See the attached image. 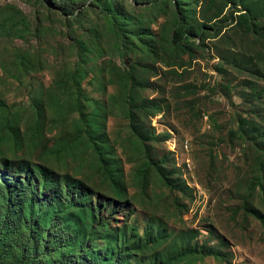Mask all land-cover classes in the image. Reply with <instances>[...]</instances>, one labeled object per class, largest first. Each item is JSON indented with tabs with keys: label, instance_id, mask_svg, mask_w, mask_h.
I'll use <instances>...</instances> for the list:
<instances>
[{
	"label": "rangeland",
	"instance_id": "rangeland-1",
	"mask_svg": "<svg viewBox=\"0 0 264 264\" xmlns=\"http://www.w3.org/2000/svg\"><path fill=\"white\" fill-rule=\"evenodd\" d=\"M239 1L120 0L123 59L94 0H0V194L46 235L27 186L73 196L56 264H264V0Z\"/></svg>",
	"mask_w": 264,
	"mask_h": 264
},
{
	"label": "trees",
	"instance_id": "trees-1",
	"mask_svg": "<svg viewBox=\"0 0 264 264\" xmlns=\"http://www.w3.org/2000/svg\"><path fill=\"white\" fill-rule=\"evenodd\" d=\"M29 2H38L41 3L43 0H26ZM98 3V8L100 13L107 18H111V29L116 37L115 47L112 49L118 54L120 58H127L133 52L131 44L134 41V33L130 30H127L125 27L119 25L117 17L119 16V10L116 7L120 0H106L104 2H99V0H94ZM240 2L239 0H236ZM165 11V10H164ZM247 16V12L239 15L237 21L238 24ZM219 17V16H218ZM77 19V18H76ZM76 21H80L78 25L82 27L83 23L81 18H78ZM177 37L172 44L177 42ZM257 134L256 129L252 126H249L248 120L246 118H241L240 126L237 129L231 131V137L234 140L245 139L248 137H253ZM258 135V134H257ZM264 166H262L263 168ZM264 177L262 173L258 174L256 179L252 182V191H258V195L264 193L263 189ZM47 181L44 178V185ZM31 191V198L29 200V213H38L39 215H49L52 218L50 224V230L47 235L44 233V226L39 223H34L25 228L22 225L16 224V217L12 216L13 210L17 208L12 201L13 197H16L23 194L19 189H12L11 192L7 195L0 194V205H8L6 210L0 211V264H36L34 260L33 253L42 251L44 258L43 262L46 264H56L54 261V255L59 254L60 252H67L70 245H75L79 243V238L72 237L71 234L62 226V214L67 210L76 208L77 204L74 201L72 195L64 193L58 196H53L50 200L46 198H39L38 189L27 186V192ZM24 192V191H22ZM76 192H74V195ZM264 196V195H263ZM41 199L48 203L46 209L36 207L39 206ZM61 204L64 207L57 209L56 205ZM100 210V207L97 209ZM25 231L28 233L30 238V245L24 247H17V242L19 236ZM89 229L96 230L99 232H105L107 230L106 226L101 223V220L95 219L89 226ZM35 240V242H33ZM33 242V245H32ZM42 245V247H41Z\"/></svg>",
	"mask_w": 264,
	"mask_h": 264
}]
</instances>
